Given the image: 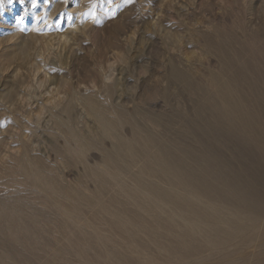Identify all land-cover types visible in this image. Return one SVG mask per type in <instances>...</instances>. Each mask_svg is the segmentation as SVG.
Here are the masks:
<instances>
[{"label": "rangeland", "instance_id": "374dc122", "mask_svg": "<svg viewBox=\"0 0 264 264\" xmlns=\"http://www.w3.org/2000/svg\"><path fill=\"white\" fill-rule=\"evenodd\" d=\"M254 261L264 0H0V264Z\"/></svg>", "mask_w": 264, "mask_h": 264}, {"label": "bare ground", "instance_id": "6f19581e", "mask_svg": "<svg viewBox=\"0 0 264 264\" xmlns=\"http://www.w3.org/2000/svg\"><path fill=\"white\" fill-rule=\"evenodd\" d=\"M75 22H76V20H75ZM229 91V90H228ZM72 93V92H71ZM242 127V126H241ZM127 145V144H126ZM124 146V145H123ZM125 148V147H124ZM121 149V148H120ZM125 150V149H124ZM109 151V150H108ZM123 151V150H122ZM121 151V152H122ZM112 153V152H111ZM107 158V157H106ZM156 160V159H155ZM166 161V160H165ZM166 168V167H165ZM178 169V168H177ZM155 171V170H154ZM158 171V170H157ZM171 172V171H170ZM170 176V175H169ZM173 177V176H172ZM188 181L189 182H191L192 184H194V185H197V186H199V187H202V188H204V184H201L199 181H201L199 178H197V176H190L189 178H188ZM202 182V181H201ZM211 189V188H210ZM230 189V188H229ZM233 193V192H232ZM227 195V194H226ZM227 198V197H226ZM223 200V199H222ZM244 201V203L243 204H246L248 207L249 206H252L253 205V207L254 208H257V206H256V204H251L250 202H249V200H243ZM246 206V207H247ZM217 239H215V238H212V241H216ZM183 246V245H182ZM188 250V249H187ZM252 264H264V261L263 262H258V261H254Z\"/></svg>", "mask_w": 264, "mask_h": 264}]
</instances>
